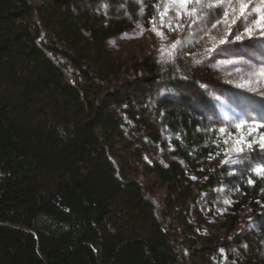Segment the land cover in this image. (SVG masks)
Masks as SVG:
<instances>
[{
	"label": "trees",
	"instance_id": "obj_1",
	"mask_svg": "<svg viewBox=\"0 0 264 264\" xmlns=\"http://www.w3.org/2000/svg\"><path fill=\"white\" fill-rule=\"evenodd\" d=\"M156 2L0 0V264H264V150L222 163L264 128L221 115L222 59L110 47Z\"/></svg>",
	"mask_w": 264,
	"mask_h": 264
},
{
	"label": "rangeland",
	"instance_id": "obj_2",
	"mask_svg": "<svg viewBox=\"0 0 264 264\" xmlns=\"http://www.w3.org/2000/svg\"><path fill=\"white\" fill-rule=\"evenodd\" d=\"M33 4L40 3L41 0H29ZM213 0H201V3H212ZM248 3L247 11H251L254 7H259L264 4V0H245ZM191 7V5H190ZM212 11L219 12V9H214ZM169 16L172 17L170 23L175 29L176 24H180L183 27L181 29H176L170 31L168 27L156 26L160 31L163 32V37L157 35L155 32L151 30L150 25H145L139 23L138 25L130 28L121 36L117 37L116 40L110 43V47L119 52H124V54L133 55L136 53L137 55H145L148 53L156 54V56H163L168 53L171 49V45L179 40L181 43L177 45L180 47L181 45H185L187 42V38L190 37V34H195L196 39L194 40V50L201 53L205 52L206 49L213 48V45H217L216 49L211 53L215 58H220L222 60L226 59H239L243 56V59L248 60V56H244L242 52L239 51L241 45H220L218 41L223 38L225 29L223 26L218 25L216 28H212V25L216 22L217 19L221 17L219 15H212L208 10L205 11V19L198 21L196 23L189 22L187 17L182 16L179 20L176 19L175 13L169 11ZM200 13L198 12L197 15ZM254 19H258V17H249L247 23H253ZM166 23L169 21L167 17L165 18ZM160 24V23H159ZM141 29H143V34H141ZM237 29L243 31V28L240 25V21H237L235 25L232 26V35L228 36V40H232L233 36L237 33ZM210 30V31H209ZM198 32L197 34L195 32ZM189 42V41H188ZM248 44L249 54L254 56L255 59L250 61L251 64H255L258 69L261 65L257 63L258 59H264V43L253 40L245 42ZM176 47V48H177ZM229 47H233L235 51L226 52L225 54H218L221 49H227ZM211 55V56H212ZM217 63L216 61H214ZM227 70V79L229 81H233V83H229V86L222 87L219 86L222 98L220 102H218L220 108L221 115L227 114L228 116L236 117L238 114H245V116H258L264 117V99L259 96L254 95L252 92L236 87V83L241 82V79H248V76L245 75L246 72L251 71L252 69L248 68L245 65H240L241 72H236L234 70L235 66L233 65H225ZM68 75V74H67ZM69 76V75H68ZM217 102V101H216ZM237 153L231 151L226 155V160L229 158L237 159ZM154 159V157H147L146 160L149 161ZM157 199L164 202L165 199V190L163 187H159L156 193ZM247 216V215H245ZM247 217L244 218V222H246Z\"/></svg>",
	"mask_w": 264,
	"mask_h": 264
},
{
	"label": "snow or ice",
	"instance_id": "obj_3",
	"mask_svg": "<svg viewBox=\"0 0 264 264\" xmlns=\"http://www.w3.org/2000/svg\"><path fill=\"white\" fill-rule=\"evenodd\" d=\"M137 3L140 4V9L138 15L143 16L144 7L141 3V0H136ZM161 5H163V11H160ZM191 5V7H190ZM152 7L156 10V14L149 20V24L151 25V30L155 32L157 35L163 37V32L160 31L156 27V15L160 17V26L168 27L170 31L181 29L183 26L180 24H176L175 29L170 23L172 17L168 16V12L172 11L175 13V17L179 20L182 16L187 17L189 19L190 24L196 23L205 19V11L208 10L212 15H219L221 18L217 19L216 22L212 25V28H216L218 25L223 26L225 29V33L223 38H221L218 43L220 45H241L239 51L243 53L244 56H248V60L243 59L241 56L239 59H226L221 60L217 64L211 65L212 68H219L221 65H233L235 66L234 70L236 72H241L240 65H245L248 68L252 69L245 73L248 76L247 80L241 79V82L236 83V87L246 89L252 92L254 95L261 97L264 99V59H258L257 63L261 66L257 69L255 64H251L250 61L255 59L254 56L249 54L247 41L258 40L264 43V4L259 7H254L251 11H247L248 3L245 0H213L212 3H201V0H157L156 3L152 5ZM214 9H219V12L212 11ZM200 13L197 15V13ZM169 21L166 23L165 18ZM249 17H258V19H254L253 23L248 24L247 21ZM240 21V25L243 28V31L237 29V33L233 36L232 40H228V36L232 35V26ZM139 26V25H138ZM210 31V30H209ZM141 34H143V29H141ZM181 42L179 40L175 41L171 45V49L175 50L177 45ZM217 45H213V48L206 49L205 51L208 55L216 49ZM235 49L233 47H229L227 49H221L218 54H225L226 52H233ZM171 58V53L169 54ZM196 65H201L203 60L197 59L194 61ZM229 83H233V81H229ZM214 101L220 102L221 97L216 96L214 94L209 93ZM245 114H238L234 119H238V122L233 125V128L237 133H240V130L245 126L248 128L247 135H252L253 129L255 128H264V122L256 123L255 117L249 115V118L245 120L243 118ZM251 121V123H250ZM218 131L223 134L225 133V128H220ZM233 134L231 132L228 133V136L231 137ZM228 139L224 140V143H228ZM253 143L258 144L259 149L264 150V136H261L259 140L253 139L252 142H248L244 135H238V137L233 141V149L235 153H244L247 149L249 152L253 150ZM219 154V153H217ZM222 163L225 164H242V160L229 158ZM250 170L252 173L257 175L258 177L264 178V162L250 165ZM193 179H195L193 177ZM249 183H253V181H249ZM264 191V189H262ZM223 251V250H221Z\"/></svg>",
	"mask_w": 264,
	"mask_h": 264
}]
</instances>
